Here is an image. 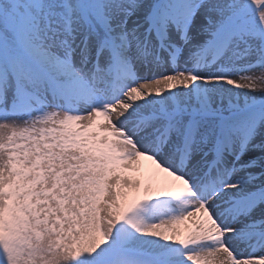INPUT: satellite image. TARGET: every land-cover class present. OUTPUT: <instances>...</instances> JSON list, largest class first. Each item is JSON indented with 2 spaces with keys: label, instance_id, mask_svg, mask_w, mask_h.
<instances>
[{
  "label": "snow or ice",
  "instance_id": "obj_1",
  "mask_svg": "<svg viewBox=\"0 0 264 264\" xmlns=\"http://www.w3.org/2000/svg\"><path fill=\"white\" fill-rule=\"evenodd\" d=\"M0 264H264V0H0Z\"/></svg>",
  "mask_w": 264,
  "mask_h": 264
}]
</instances>
